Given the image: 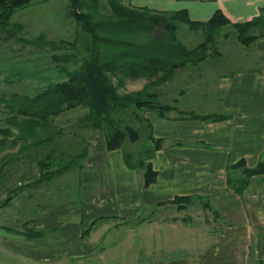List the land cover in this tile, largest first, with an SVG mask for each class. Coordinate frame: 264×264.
Instances as JSON below:
<instances>
[{"label": "crops", "instance_id": "obj_1", "mask_svg": "<svg viewBox=\"0 0 264 264\" xmlns=\"http://www.w3.org/2000/svg\"><path fill=\"white\" fill-rule=\"evenodd\" d=\"M134 1L133 4L153 9L184 8L191 19L200 21L209 19L219 9L232 23L249 20L264 7V0H155L152 1L154 6L148 0ZM249 46L255 52V64L247 70L225 73L215 80L220 113L229 114L228 118L209 120L181 116L172 113L176 107L165 116L147 112L154 137L162 138L160 148L150 159L157 177L147 187L141 186L142 172L125 166L121 149L108 150L101 133L83 128L75 131L76 136H82L87 151L80 173L79 215L73 213L61 219L59 210L49 211L38 220L39 226L50 229L42 237L0 235V264H106L103 260L96 261L103 257L105 247L89 236L82 237V228L96 219L88 232L91 236L100 220H116L117 223L136 220L142 215L143 207L149 210L175 206L159 203L177 195L193 197L187 206L196 204L198 196L209 199L212 207L205 205L204 208L211 209L212 217L221 224L203 231V228L193 227L189 220L184 222V217L174 216L172 222H161L164 228H173L175 242L186 234L197 237L191 246L178 247L172 245L174 242L166 231L163 248L172 251L178 247L180 251L192 252L161 264H249L264 260V187L252 182L239 195L226 183L228 163L242 158L252 167L264 158V37ZM191 70H177L168 83L178 81L175 76L179 74H187L189 78L193 75ZM2 78L5 84V77ZM159 96L166 98L167 95L161 91ZM174 99L172 96L173 102ZM74 112L77 111L69 114ZM74 116L76 114L68 116L62 125L75 124L78 115ZM258 177L264 174L254 176ZM260 185L264 186V182ZM157 219L147 218L143 223L156 226ZM146 231L150 235V228ZM151 236L153 238L154 233ZM149 249L150 253L154 251L153 242ZM141 264H151L150 256Z\"/></svg>", "mask_w": 264, "mask_h": 264}, {"label": "trees", "instance_id": "obj_2", "mask_svg": "<svg viewBox=\"0 0 264 264\" xmlns=\"http://www.w3.org/2000/svg\"><path fill=\"white\" fill-rule=\"evenodd\" d=\"M33 1L0 0V34L3 31L15 36V40H26L21 35H14L15 31L10 32L11 25L22 28L21 23H12L10 17L15 10ZM105 1L106 4L100 6L99 0H68V16L75 21L79 36L73 41L62 39L59 43L68 48L79 45L78 53L50 54V58L35 73L33 81L37 89H33L31 80L23 82L31 89L30 95L19 96L9 92L5 97L11 101L0 104V111L5 109V115L0 116V151L21 142L14 152L8 148V151L0 154V186L6 183V178L15 168L18 170L15 165H21L25 156L29 158L34 154L40 156L36 159L40 180L49 183L48 180L62 174L74 163L81 172L87 151L82 136L75 135L80 128L101 133L108 150L121 149L125 166L140 170L141 186H149L157 177L150 159L160 148L162 138L154 137L146 114L154 111L165 116L166 111L173 108L158 101L161 88L174 77L177 70L197 69L200 63L216 52L214 46L222 27H232L237 42L244 46L264 37V7L251 19L232 23L219 9L209 19L200 21L191 19L184 8L164 10L124 0ZM181 25L200 34L201 40L191 47L186 46L177 36ZM34 38L32 42L42 39V34ZM50 50L53 51L54 47ZM0 72L6 73V70L0 68ZM5 75V84L10 85L14 78L10 74ZM138 78L146 80L140 89L118 91L126 80ZM72 109H80L82 114L75 124L62 125L65 120L63 115ZM229 116L219 113L189 114L186 117L221 120ZM143 122L149 128L145 138L150 144H137L134 148L132 145L140 138L136 126ZM226 173L228 187L239 195L252 182L262 188L264 186L260 184L264 182V177L254 176L264 174V158H260L252 167L247 166L242 158L228 163ZM23 176L22 173L19 177ZM8 198L1 204H6L10 200ZM192 198L191 195H177L159 204L171 203L182 209L194 200ZM198 198L204 207H212L209 199ZM95 222L96 219L82 230V237ZM49 231L24 226L17 234L38 238ZM256 262L264 264L263 260Z\"/></svg>", "mask_w": 264, "mask_h": 264}, {"label": "rangeland", "instance_id": "obj_3", "mask_svg": "<svg viewBox=\"0 0 264 264\" xmlns=\"http://www.w3.org/2000/svg\"><path fill=\"white\" fill-rule=\"evenodd\" d=\"M99 1L100 6L106 4L105 0ZM124 1L136 2L134 0ZM148 1H151L150 5L154 6L152 1L155 0ZM68 4V0H34L30 5L13 12L10 21L21 23L22 28L19 29L15 25H11L10 32L15 31L14 35H21L26 40H15L13 39L15 36L3 31L0 34L2 36L0 37V68L6 70V73L0 72V104L11 101L5 97L9 92H15L19 96L21 94L30 95L32 91L24 83L31 80V85H34L33 80L36 78L37 68L43 65L47 58H50V54L78 53L79 45L68 48L60 46L59 43L62 39L73 41L79 36L75 21L68 16L70 10ZM40 34H42V39L31 41ZM177 36L188 47L201 40L200 34L191 32L185 25L178 28ZM28 39H30L29 42ZM52 41L54 43L51 44ZM217 41L214 46L217 49L216 52L200 63L197 69L191 70L192 76L187 78V74H179V76H175L178 81L171 84L167 82L168 84L165 83L164 88H161L167 96L166 98L160 96L158 101L171 105L173 108L176 107L172 113H179L181 116L220 113V95L216 89L215 80L220 75L237 70H247L255 64L256 56L253 48L237 42L236 32L232 27H222ZM53 47L54 50H50ZM5 74H10L15 79H12L10 85L1 82L2 77L6 76ZM19 77L24 79L21 80ZM145 82V78L128 79L118 91L137 90ZM33 89H37V87L34 85ZM157 90L159 89L157 88ZM181 90L182 92H180ZM172 96L173 99L175 98L174 102ZM68 111L70 113L74 109ZM76 111L71 114L67 113L62 118L66 120L70 115L79 116L82 114V110ZM0 116H2L1 111ZM76 116L74 117L76 118ZM136 127L139 129L140 138L132 146L136 148L137 144L142 145L143 143L149 145L150 141L145 138L149 130L146 122H143L142 125L137 124ZM20 143L13 148L8 146L3 151L10 149L11 152H14ZM3 151H0V154H3ZM38 157H40L38 154L29 158L25 156L21 165H19L20 163L15 165L18 166V170L15 168L14 172L12 171L6 178V183L0 186V235L17 234V231H22L24 226L44 229L38 225V220L46 216L49 211L59 210L58 213L62 215L61 219L73 216V213L74 216L79 215L81 172H79L78 166L74 163L62 174L48 180V183L47 180H40V171L36 164ZM22 173L24 176L19 177ZM132 194L134 192H130V195ZM7 197L10 200L6 204H1ZM175 206L151 207L149 210L143 207L142 215L138 219L125 220L124 223L99 219L93 234L90 236L88 233L90 228L83 236H89L95 243L105 247V251L102 252L103 257H99L100 260L97 258L96 261L103 260L106 264H141L149 256L151 264H161L169 258L175 260L182 256H189L192 251H180L178 247L181 244L191 246L190 244H194L193 240H197V237L186 234L175 242L172 240L174 237L171 232L173 228H164L161 222L165 220L172 222L171 218L174 216L184 217V222L189 220L193 227L203 228V231H206L207 228L217 227L221 222H216L212 217L211 209L204 208L199 201L182 209ZM67 209L73 210V212ZM152 217L158 218L156 226H147L145 222L143 223L145 219ZM212 222L216 223L212 225ZM146 228H150V235L147 234ZM166 231L168 237H171V242H174L172 245L178 246L172 251L163 248L162 245L165 244ZM151 233H154L153 238ZM152 242L154 251L150 253L148 250H150ZM249 264H257V262L250 261Z\"/></svg>", "mask_w": 264, "mask_h": 264}]
</instances>
